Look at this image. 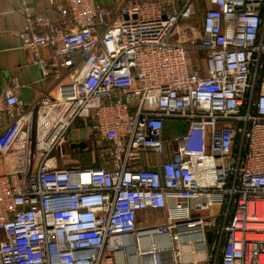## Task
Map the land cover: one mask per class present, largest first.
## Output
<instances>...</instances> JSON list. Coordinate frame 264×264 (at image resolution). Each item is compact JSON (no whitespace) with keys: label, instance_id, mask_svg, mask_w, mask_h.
<instances>
[{"label":"built area","instance_id":"2783aa9c","mask_svg":"<svg viewBox=\"0 0 264 264\" xmlns=\"http://www.w3.org/2000/svg\"><path fill=\"white\" fill-rule=\"evenodd\" d=\"M50 3L16 11L53 90H0V264H264V0Z\"/></svg>","mask_w":264,"mask_h":264},{"label":"crops","instance_id":"0c3cea01","mask_svg":"<svg viewBox=\"0 0 264 264\" xmlns=\"http://www.w3.org/2000/svg\"><path fill=\"white\" fill-rule=\"evenodd\" d=\"M105 5L114 4V0H98ZM25 2L43 12L53 19L59 17L58 6H53L50 0H0V90L4 89L12 78H17L23 86L18 94L25 102H32L42 92L52 91L54 78L43 79L41 68L34 62L31 52L21 47L19 32L25 24L22 13L16 11L17 7ZM174 129L173 124L166 123L165 133L169 136ZM76 138L75 132H72ZM74 150L82 148H72ZM63 153V152H62ZM63 156H57V164H65ZM64 161V162H63Z\"/></svg>","mask_w":264,"mask_h":264},{"label":"rangeland","instance_id":"374dc122","mask_svg":"<svg viewBox=\"0 0 264 264\" xmlns=\"http://www.w3.org/2000/svg\"><path fill=\"white\" fill-rule=\"evenodd\" d=\"M77 126V125H76ZM75 126V134H77V128ZM78 127V126H77ZM180 129H177L174 134L179 133ZM74 133L72 134V136ZM62 152L64 153L63 160H65V166L68 162L71 164L79 165V166H93L98 162V154L93 150L92 147L87 146L84 149L74 150L71 149L67 144L62 148ZM64 162V161H63ZM214 211L217 212V206H214Z\"/></svg>","mask_w":264,"mask_h":264},{"label":"water","instance_id":"95a60500","mask_svg":"<svg viewBox=\"0 0 264 264\" xmlns=\"http://www.w3.org/2000/svg\"><path fill=\"white\" fill-rule=\"evenodd\" d=\"M87 146V142L82 140V141H79V142H74V143H71V147L72 148H86ZM211 237H212V231H208V239L209 241L211 240Z\"/></svg>","mask_w":264,"mask_h":264},{"label":"trees","instance_id":"16d2710c","mask_svg":"<svg viewBox=\"0 0 264 264\" xmlns=\"http://www.w3.org/2000/svg\"><path fill=\"white\" fill-rule=\"evenodd\" d=\"M170 123H172L173 124V127H174V129H172V133H174L176 131V128H179L181 126V123L179 121H174V122H170ZM95 165H93V166H95Z\"/></svg>","mask_w":264,"mask_h":264}]
</instances>
